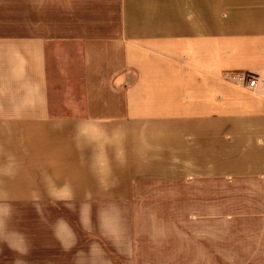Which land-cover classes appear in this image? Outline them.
<instances>
[{"label":"crops","instance_id":"1","mask_svg":"<svg viewBox=\"0 0 264 264\" xmlns=\"http://www.w3.org/2000/svg\"><path fill=\"white\" fill-rule=\"evenodd\" d=\"M175 1L0 0V255L20 251L19 210L133 200L170 165L257 210L264 241V0H228L211 28Z\"/></svg>","mask_w":264,"mask_h":264},{"label":"rangeland","instance_id":"2","mask_svg":"<svg viewBox=\"0 0 264 264\" xmlns=\"http://www.w3.org/2000/svg\"><path fill=\"white\" fill-rule=\"evenodd\" d=\"M182 1H175L177 15L182 17L186 9L210 28L228 2L188 0L184 6ZM143 8L145 16L152 10L155 15L154 6ZM156 176L135 185L133 200L64 199L57 207L45 208V218L35 207L19 210L8 229L14 230L15 239L20 235V241L15 240L20 251L5 246L0 264H189L185 254L204 251L223 255L214 260L208 253L207 264H264L263 256H245L251 249H264V241H249L260 234L257 210L236 208L227 195L219 196V202H212L218 196H197V190L206 191L211 182H202V187L184 181L176 165ZM109 190L108 198L121 192L114 185ZM214 237L216 242L211 241Z\"/></svg>","mask_w":264,"mask_h":264},{"label":"built area","instance_id":"3","mask_svg":"<svg viewBox=\"0 0 264 264\" xmlns=\"http://www.w3.org/2000/svg\"><path fill=\"white\" fill-rule=\"evenodd\" d=\"M240 79L243 81L245 80L248 84L247 86H249L251 88H254L258 83L256 76L253 74L244 75Z\"/></svg>","mask_w":264,"mask_h":264}]
</instances>
